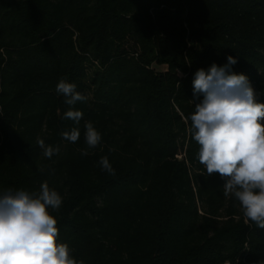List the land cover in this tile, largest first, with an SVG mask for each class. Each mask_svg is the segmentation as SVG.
Segmentation results:
<instances>
[{"label": "trees", "instance_id": "trees-1", "mask_svg": "<svg viewBox=\"0 0 264 264\" xmlns=\"http://www.w3.org/2000/svg\"><path fill=\"white\" fill-rule=\"evenodd\" d=\"M230 55L264 103V0H0V193L47 182L57 242L83 264H264V229L189 132L195 72ZM61 79L87 100L67 105Z\"/></svg>", "mask_w": 264, "mask_h": 264}, {"label": "clouds", "instance_id": "clouds-1", "mask_svg": "<svg viewBox=\"0 0 264 264\" xmlns=\"http://www.w3.org/2000/svg\"><path fill=\"white\" fill-rule=\"evenodd\" d=\"M237 62L230 55L222 66L213 63L208 70L195 72V111L190 115L189 132L199 145L197 159L207 175L218 173L225 181V195L238 200L245 223L251 221L264 229V103L258 102L249 78L232 70ZM76 87L61 79L56 92L74 106L87 100ZM64 116L78 125L83 113L70 107ZM62 137L75 143L80 130L73 127ZM101 139L93 124L86 123L87 146L95 148ZM38 145L47 158L60 151L58 146L45 145L43 139ZM81 155L88 152L82 150ZM99 164L103 171L115 174L106 156ZM61 205V195L47 182L38 192L7 189L0 193V264H83L72 257L66 243L57 242V219L50 210L58 211Z\"/></svg>", "mask_w": 264, "mask_h": 264}]
</instances>
